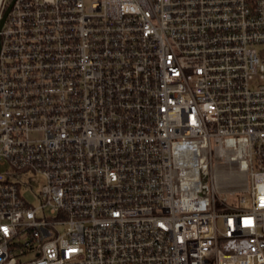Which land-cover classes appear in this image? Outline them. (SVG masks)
I'll use <instances>...</instances> for the list:
<instances>
[{"label": "built area", "instance_id": "1", "mask_svg": "<svg viewBox=\"0 0 264 264\" xmlns=\"http://www.w3.org/2000/svg\"><path fill=\"white\" fill-rule=\"evenodd\" d=\"M0 37V264H264V0H15Z\"/></svg>", "mask_w": 264, "mask_h": 264}, {"label": "rangeland", "instance_id": "2", "mask_svg": "<svg viewBox=\"0 0 264 264\" xmlns=\"http://www.w3.org/2000/svg\"><path fill=\"white\" fill-rule=\"evenodd\" d=\"M87 5H90L92 1L94 0H85ZM210 166H214L217 168L218 172L221 175L222 181H223V190L227 193V191H231L230 195H227L229 204L235 205L237 202L236 198V192L242 191L245 188V181H246V175L244 172L240 171L237 165L231 166L228 163H225L222 158L218 159L214 156L212 160L210 161ZM25 196L28 198L30 202H35L36 198L32 191L30 190H24ZM239 196H242V193L239 194ZM244 205H248L244 204ZM224 207H227L224 205ZM219 224H222V220L219 219Z\"/></svg>", "mask_w": 264, "mask_h": 264}, {"label": "water", "instance_id": "3", "mask_svg": "<svg viewBox=\"0 0 264 264\" xmlns=\"http://www.w3.org/2000/svg\"><path fill=\"white\" fill-rule=\"evenodd\" d=\"M15 0H12L10 5L8 6V8L6 9L5 13H4V16L2 18V21H1V24H0V30L2 29L3 25H4V22L7 18V15L9 13V11L11 10L12 6H13V3H14ZM0 47H1V37H0Z\"/></svg>", "mask_w": 264, "mask_h": 264}]
</instances>
